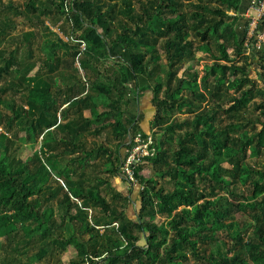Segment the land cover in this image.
<instances>
[{"label": "trees", "instance_id": "16d2710c", "mask_svg": "<svg viewBox=\"0 0 264 264\" xmlns=\"http://www.w3.org/2000/svg\"><path fill=\"white\" fill-rule=\"evenodd\" d=\"M4 1L39 27L0 50V80L14 67L19 73L0 86V127L26 124L31 139L42 143L39 153L24 159L14 135L0 131V264H16L13 255L30 253L26 248L35 251L28 264L60 251L75 252L70 264H190L183 249L195 264H263L264 101L255 106L257 117L247 116L245 107L253 96L264 99V85L248 74L255 58L264 83V49L255 38L246 44L250 19L239 29L252 1L245 7L244 0H27L23 9ZM55 14L66 20L71 36L62 22L59 29L69 41L46 24ZM258 23L264 30V17ZM14 26L12 18L0 19V37ZM42 32L75 55L84 79L55 74L56 50L43 60L34 55ZM249 49L258 51L252 56ZM201 60L200 76L192 63ZM230 74L239 76L234 93L227 87ZM8 89L21 93L25 104L5 98ZM145 92L155 111L147 131L143 113L127 114L130 93ZM99 97L105 99L102 112ZM210 97L212 105L205 106ZM177 114L188 116L177 120ZM104 132L114 146L112 138L97 139ZM138 134L152 138L154 153L133 166L140 202L134 220L130 197L109 178L134 183L123 172L129 153L122 149L129 151ZM145 166L155 175L145 176ZM241 209L252 211L248 227L236 220ZM220 229L231 244L222 241ZM14 231L22 235L16 245Z\"/></svg>", "mask_w": 264, "mask_h": 264}, {"label": "rangeland", "instance_id": "374dc122", "mask_svg": "<svg viewBox=\"0 0 264 264\" xmlns=\"http://www.w3.org/2000/svg\"><path fill=\"white\" fill-rule=\"evenodd\" d=\"M27 0H5L4 4L6 5H14V6H20L21 9H23V7L21 6L24 2H26ZM252 1V6L256 3L257 0H250ZM257 4V3H256ZM256 4L254 6V9L252 8L251 11L255 10ZM0 19L4 18L5 16H8L10 18H12L15 22H16V26H14L12 29H10V34L7 37H0V50L4 49V48H10L12 46H16L18 43L15 40L18 39V37L29 30H34V29H38L36 25H31L27 20L24 19V16H17L15 14V11L10 10L8 7H4L0 4ZM187 10H190L189 8H187ZM264 10V9H263ZM251 16H255L252 15L251 12ZM252 20V18H251ZM253 21V20H252ZM46 24L50 25L52 27V29L54 30L55 33L58 34V36L61 37V39H63L64 41L66 40V37L68 34L67 32L69 31V27L68 24L66 23V20H64L63 18H59L56 14L54 16H50L49 18L45 19ZM62 22V24L60 23ZM59 23L62 25L63 30L65 31L66 34L57 31V26H59ZM41 29V28H40ZM256 31V42L259 43V46H257L258 48H260L261 50L264 49V30L259 29V23L258 21L255 20V22H251L248 28V40H246V44L249 43L250 39L254 36ZM43 33V37L42 38H37V40L33 43V52L34 55L36 57H41V59H45L47 58L53 50H56L58 52V54L61 56L60 58V63L58 65V70L55 72V74H62L63 77H69L70 74H76L77 77L84 79L85 78V72L80 68L79 66V62L76 60L75 55L72 53L70 55H66L64 53V51L62 49H60V47L58 46L57 43V38L53 33H49V32H42ZM69 36H71L70 34H68ZM258 35V36H257ZM70 40V39H69ZM201 41L199 39H197V44H199ZM72 42H69L68 44H70ZM258 51V50H257ZM257 51L253 50V49H249L248 53H251L252 56H255V54L257 53ZM161 56H160V63L165 65L166 63V59H165V55L164 52L161 50ZM24 53V50L21 49V55ZM199 57H202V59L205 61V57L204 54L199 53L198 54ZM253 62V61H252ZM255 62V63H254ZM254 62L252 63L253 66L249 69V76H251L253 79L257 80V84L261 87L264 85L261 74H260V70H259V66L257 61L254 58ZM202 60L199 62H194L192 64H195V68L196 70L200 73V76L204 74L203 71V64H202ZM39 65V64H38ZM41 65V64H40ZM17 67H14L10 73L5 76L4 78H2L0 80V86H7L10 84L11 80L13 79H17L19 77V73L16 72ZM38 68V67H37ZM36 68V69H37ZM36 69L34 70V72H32L29 76H32L35 74ZM42 70H46L45 67H41ZM72 72V73H70ZM54 74V75H55ZM73 76V75H72ZM238 75H229V79L227 82V87L229 88V86L231 87L230 92L234 93V85H236V83L238 82ZM67 79V78H65ZM62 80V79H61ZM105 80V79H104ZM106 81V80H105ZM108 83V81H106ZM59 84H62L61 81H59ZM64 88V87H63ZM150 93L145 92L143 94L140 95V113H143L145 117L148 118L147 122L150 123V121L153 119L154 117V108L151 105V97H150ZM131 98L134 96L135 94L130 93ZM4 97L7 99H14L16 101V103L19 105H24L25 104V98L22 96L21 93H15L14 91H12L11 89H8L6 94H4ZM105 99L104 98H97L95 100L96 102V107L97 110L102 112L103 110H105V107L103 105V101ZM264 99L263 97L260 96H253L252 98H250V100L246 103V109H245V114L247 116H253V117H257L260 115V111H256L255 110V106L256 104H259L260 102H263ZM212 98L210 97L209 101H205L204 105L206 106H211L212 105ZM131 111V110H130ZM86 116H89L90 113L87 111L86 112ZM188 115H183V114H177L176 115V119L177 120H182L184 118H186ZM190 117V116H189ZM263 120H264V115L260 116ZM220 124L221 125H225L226 123H228V119L226 118V115L223 114L222 117H220ZM26 124H14V126L12 127L11 130H7V128H2L0 127V131L3 133H7L8 135H14V137L16 138V150L19 156H21L22 158L26 159L29 156H32L33 154L39 153V143H42V138L38 140V142H34L33 139H31V136L29 134V130L26 129ZM144 131H147V128H144V126L142 125ZM177 132H179V130H177ZM112 136L111 133L109 132H104L99 138H97L98 140H102V141H109L111 140ZM114 142L115 140L112 138V141L110 142L111 144H113L114 146ZM171 145H176L177 144V139L172 140L170 142ZM133 152H135V147L133 146L129 151L125 150L124 153H129L132 154ZM123 153V152H122ZM123 153V154H124ZM145 176H154L155 172L153 169H151L148 166H145V169L142 172ZM122 177V176H121ZM114 187L121 193H123L124 195H127L130 197L131 202L130 205L127 209L128 211V216L131 217L134 220H137V215H138V209L140 207V202L137 200V192L139 191V187L137 185V183H129L128 185L126 183H124L122 181V179L120 177H112L109 178ZM164 182L166 181H162L160 180V184H164ZM166 188H173L174 184H169L166 183L165 184ZM132 188V189H131ZM141 189V188H140ZM243 191L246 192V194H248L249 197V193H248V188L242 187ZM104 195L107 196V198L112 201L111 195H110V190H105L103 192ZM133 195V196H131ZM244 201V200H241ZM251 213L252 211L250 209H244V210H240V212H237L236 214V220L238 222H245L246 226L248 227V225H250V223L252 222V218H251ZM157 220L159 222H162L164 224L167 223L168 218L166 217V215L162 216V215H158ZM116 225V224H114ZM14 229V226L12 227ZM101 228V227H99ZM237 226H235V228L232 229V231L236 230ZM15 230V229H14ZM102 230V228H101ZM249 232L251 233L252 229L249 228L248 229ZM220 238L222 239L223 242H227L228 244L230 243V239L227 236L226 232H224L222 229L219 230V234ZM13 245H16L17 242H19L21 239V234H19V236L16 235V231H14L13 233ZM245 241H250L248 237H245ZM213 247V246H212ZM29 252H35L33 250V248H26L25 250H28ZM215 250V249H213ZM224 250V249H223ZM212 251V250H211ZM183 253H186L188 256V261H190V264H195L197 263L198 259H196L191 253L190 251H187L186 249H183L182 251ZM215 253L217 251H214ZM30 253H27V251H25V253H17V255H13L12 259H15L14 262L16 264H28L29 263V257L31 256ZM74 251H67L63 254H61V251L57 253V255H51L49 257H47L45 260H41L40 262H38L37 264H70L71 259L74 256ZM1 256H0V261H1ZM264 264V262H263Z\"/></svg>", "mask_w": 264, "mask_h": 264}, {"label": "built area", "instance_id": "2783aa9c", "mask_svg": "<svg viewBox=\"0 0 264 264\" xmlns=\"http://www.w3.org/2000/svg\"><path fill=\"white\" fill-rule=\"evenodd\" d=\"M263 9H264V0L260 1L259 3L256 4V7H255L256 15L251 17L253 20V21L251 20V22H255V20L259 22V20H261L264 17V10ZM56 26H57V31H60L59 26L58 25H56ZM254 32L256 34V31H254ZM255 34L252 38H255V40H256ZM66 40L69 41V38L66 37ZM256 45L259 46V43L256 42ZM134 142H135V145H134L135 152H133L132 154H129L128 157L126 158V161H125V164L123 167V172H124L126 178L130 182L135 183L134 170H133L134 164L145 156L153 155L154 149L149 150L150 144L153 143L151 137H149L148 140H145L141 134H138L135 137Z\"/></svg>", "mask_w": 264, "mask_h": 264}, {"label": "crops", "instance_id": "0c3cea01", "mask_svg": "<svg viewBox=\"0 0 264 264\" xmlns=\"http://www.w3.org/2000/svg\"><path fill=\"white\" fill-rule=\"evenodd\" d=\"M248 1V0H247ZM247 1L244 0V3L243 5L245 7H248L247 5ZM256 4V3H255ZM255 4L252 6V2H251V5L246 9V13L244 15V19L240 22V26H239V29L242 30L243 27H244V23L245 21H248L250 19L251 21V12H252V15H255L254 12L255 10L251 11V9L253 8L254 9V6ZM249 28V27H248ZM248 33V32H247ZM128 99H130V106L129 108L127 109V114L132 117L133 115H140V95H136L135 97L133 96L131 98V96L127 97ZM131 110V111H130ZM148 118L145 117V119L143 120L142 122V125L144 126V128H148L149 127V122H147ZM125 149H122V152L124 153Z\"/></svg>", "mask_w": 264, "mask_h": 264}]
</instances>
